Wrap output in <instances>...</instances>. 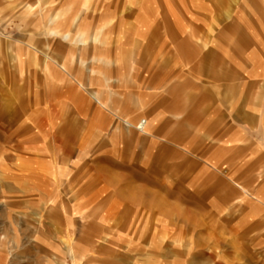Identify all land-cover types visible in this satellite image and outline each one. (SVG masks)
<instances>
[{"label":"rangeland","instance_id":"obj_1","mask_svg":"<svg viewBox=\"0 0 264 264\" xmlns=\"http://www.w3.org/2000/svg\"><path fill=\"white\" fill-rule=\"evenodd\" d=\"M261 1L0 0V262L264 264L255 234L185 238V88L177 86L185 84V50L195 54L185 48V12L222 3V27L201 30L200 41L219 38L223 61L231 50L241 59L249 28L259 58ZM240 76L222 83L244 87ZM139 87L144 98L173 87V101L125 119L160 111L174 126L119 134L117 96ZM121 200L148 213L134 221Z\"/></svg>","mask_w":264,"mask_h":264},{"label":"crops","instance_id":"obj_2","mask_svg":"<svg viewBox=\"0 0 264 264\" xmlns=\"http://www.w3.org/2000/svg\"><path fill=\"white\" fill-rule=\"evenodd\" d=\"M261 3L264 9V0ZM221 5L199 4L185 12L191 20L188 30L185 24V48L189 46L195 53L191 56L185 50V84L177 85L185 88L181 95L185 99V117L180 118L185 120V238H207L216 243L255 234L257 242L264 246V33L259 36L262 38L259 58H255L254 48H251L254 33L245 28L246 54L239 59L231 50L223 61L219 38L201 42L198 33L220 30ZM262 13L264 15V11ZM208 45L210 49L202 50ZM239 62L244 65L241 66L243 72L237 68ZM239 74L246 79L244 87L223 85V79L236 80ZM116 80L120 90L127 84L123 76ZM79 85L83 86L81 82ZM172 88L158 90L154 87L145 93L148 98L141 96L140 87L127 99L119 92L117 109L123 110L118 113L119 134L135 128L153 136L174 126L173 116L165 117L160 111H152L147 119L131 123L137 117L136 111L145 105H158L165 98L172 102ZM123 92L125 94V90ZM92 96L101 103L96 92ZM123 101L134 105L133 112L122 108ZM121 120L124 124L119 123ZM142 121L141 130L137 126ZM119 206L134 212V221L139 220L137 212L148 213L141 205L124 200ZM153 214L149 212L150 219Z\"/></svg>","mask_w":264,"mask_h":264},{"label":"bare ground","instance_id":"obj_3","mask_svg":"<svg viewBox=\"0 0 264 264\" xmlns=\"http://www.w3.org/2000/svg\"><path fill=\"white\" fill-rule=\"evenodd\" d=\"M142 122H143V121H142ZM142 122H141V123H142ZM141 123H140L139 126H138L140 129L143 128V124H141Z\"/></svg>","mask_w":264,"mask_h":264},{"label":"built area","instance_id":"obj_4","mask_svg":"<svg viewBox=\"0 0 264 264\" xmlns=\"http://www.w3.org/2000/svg\"><path fill=\"white\" fill-rule=\"evenodd\" d=\"M144 122H142L141 124H143Z\"/></svg>","mask_w":264,"mask_h":264}]
</instances>
